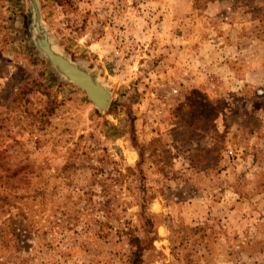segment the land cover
Instances as JSON below:
<instances>
[{
  "label": "rangeland",
  "instance_id": "374dc122",
  "mask_svg": "<svg viewBox=\"0 0 264 264\" xmlns=\"http://www.w3.org/2000/svg\"><path fill=\"white\" fill-rule=\"evenodd\" d=\"M134 252L264 264V0H0V264Z\"/></svg>",
  "mask_w": 264,
  "mask_h": 264
},
{
  "label": "water",
  "instance_id": "95a60500",
  "mask_svg": "<svg viewBox=\"0 0 264 264\" xmlns=\"http://www.w3.org/2000/svg\"><path fill=\"white\" fill-rule=\"evenodd\" d=\"M45 51L47 52L51 61L61 68L65 77L73 80L79 87L83 88L87 97L93 101L97 107L104 109L108 105L109 93L102 84V87L97 85L98 79L96 77L92 76L84 69L78 67L73 62L59 54L57 51L53 49L51 50L49 47H45ZM49 51L52 52L53 56L50 55ZM54 54H56V56Z\"/></svg>",
  "mask_w": 264,
  "mask_h": 264
},
{
  "label": "trees",
  "instance_id": "16d2710c",
  "mask_svg": "<svg viewBox=\"0 0 264 264\" xmlns=\"http://www.w3.org/2000/svg\"><path fill=\"white\" fill-rule=\"evenodd\" d=\"M130 264H137V253L136 252L133 253V257L130 261Z\"/></svg>",
  "mask_w": 264,
  "mask_h": 264
},
{
  "label": "bare ground",
  "instance_id": "6f19581e",
  "mask_svg": "<svg viewBox=\"0 0 264 264\" xmlns=\"http://www.w3.org/2000/svg\"><path fill=\"white\" fill-rule=\"evenodd\" d=\"M51 50H52V49H51ZM49 53H50L51 56H53L52 52L49 51ZM53 53H54V52H53ZM54 55L56 56V54H54ZM97 85L100 86V87H102V85H101V83H99V81H98V84H97ZM99 99H100V98H99Z\"/></svg>",
  "mask_w": 264,
  "mask_h": 264
}]
</instances>
